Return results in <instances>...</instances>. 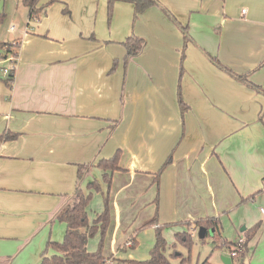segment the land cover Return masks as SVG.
Returning a JSON list of instances; mask_svg holds the SVG:
<instances>
[{"label": "crops", "instance_id": "1", "mask_svg": "<svg viewBox=\"0 0 264 264\" xmlns=\"http://www.w3.org/2000/svg\"><path fill=\"white\" fill-rule=\"evenodd\" d=\"M158 1L137 19L118 1L109 21L108 0H56L39 20L22 0H0L10 14L0 39L21 40L13 83L0 79V264L24 245L23 264H40L47 242L64 238L56 214L73 202L78 165L118 149L111 185L99 167L81 184L88 193L98 180L103 205L110 191L105 256L135 259L154 217L192 237L194 221L215 217L233 242L260 224L245 256L264 263V0ZM166 10L188 26L187 43ZM133 34L146 46L126 62Z\"/></svg>", "mask_w": 264, "mask_h": 264}, {"label": "trees", "instance_id": "2", "mask_svg": "<svg viewBox=\"0 0 264 264\" xmlns=\"http://www.w3.org/2000/svg\"><path fill=\"white\" fill-rule=\"evenodd\" d=\"M41 0H22V3L28 8L29 11V19L30 20H39L47 13V8L50 4L54 3L56 0H49L45 4H40ZM124 1L132 3L135 7V19L139 17L141 13H143L149 7L160 5L158 0H108V19L109 21L112 19L114 6L116 2ZM170 15H172L168 10H166ZM173 16V15H172ZM5 14L0 15V24L4 21ZM174 20L181 25L183 32L185 43L189 38L188 26H183L175 16H173ZM13 41L15 43H13ZM126 48V57L125 61L129 62L130 59L134 58L138 54H140L145 46L146 40L140 36L135 34L129 36L123 43ZM186 45V44H185ZM21 47V40L19 38L14 39L12 41H3L0 39V60L6 59L8 57L17 58L19 56V49ZM183 54V58H184ZM214 61L227 69L229 73L234 76H237L239 79L248 81L247 75H238L233 72L231 69L223 66L217 59ZM5 66V64H0V67ZM117 61L114 62L112 71L116 68ZM183 71H181L182 76ZM15 69L11 70L10 75L8 77L0 76V79L6 81L8 85H11L14 80ZM249 82V81H248ZM252 84V82H249ZM256 88L259 86L255 85ZM179 102L180 106L183 110L186 109L187 104L183 101L181 96V82L179 84ZM17 134L9 135L6 133L4 138H16ZM122 155V150L118 149L111 157L109 158H101L96 164L93 162H89L86 164L78 165V181L76 190L73 194V202L67 205L64 209L60 210L56 217L60 221L67 224V229L62 241H54L49 240L46 244V248L42 254V260L40 264H102L106 262V260L111 256H105L104 254V243L105 237L110 225V191L104 195V211L101 214H98L97 217L91 222L89 219L88 207L93 198V191H102L101 183L98 180H94L88 183L89 192L85 193L82 189V182L86 177L91 173L93 167H99L104 170L103 180L111 185L112 182V174L121 170L120 166V158ZM169 163V160L166 162V165ZM161 172V171H160ZM158 173V175L160 174ZM157 217H154L150 221L145 223V226L156 225ZM196 227L204 226L208 228V230H214L213 237H219V248L227 247L230 252L236 248V243L233 241H228L223 239L220 228H219V220L215 217H207L200 218L194 221ZM188 225L191 222H187ZM260 224H256L255 226L249 228L245 231L246 233V243L245 250L243 252H238V254L232 257V261L234 259H243L247 252V246L249 241L253 239L256 235ZM156 241L154 246L150 251V257L148 259L138 260V259H125L122 260V264H193L191 259H184L179 263H173L168 258L167 251L172 247L171 244L168 243L167 239L163 236V227L156 226ZM97 233L101 234V239L99 245L96 250L92 251L88 248V243L90 238L94 237ZM209 233V232H208ZM207 233V236H208ZM176 237L180 239L191 242L192 237L186 232H178L176 233ZM205 239V238H204ZM49 251H53L52 254H48ZM175 256H180V253L174 252L172 254ZM234 263V261H233ZM195 264H217L210 260V256L205 258L203 261H197Z\"/></svg>", "mask_w": 264, "mask_h": 264}, {"label": "rangeland", "instance_id": "3", "mask_svg": "<svg viewBox=\"0 0 264 264\" xmlns=\"http://www.w3.org/2000/svg\"><path fill=\"white\" fill-rule=\"evenodd\" d=\"M10 17V14H9ZM9 17L3 21L2 24H0L1 27H6L5 25H7L8 19ZM0 72H3L1 70L0 67ZM92 202H90L89 205V219L91 220V222L93 221V219H95V217H97L98 214H101L104 211L105 205H103V200L101 197H99L98 195H95L93 197V200H91ZM144 230H139V232L141 231V233L139 234V240L140 242L137 243V245L133 248V252H134V257L135 259L138 260H143V259H148L150 257V251L152 249V247L155 244V238H156V228L151 225V226H145L143 228ZM173 229V228H172ZM184 231H186L191 237H192V232L189 229H185ZM170 230L168 231L167 226L166 228L163 229V236L168 239V243L172 245V247L170 249H168L167 251V256L169 258V260H171L173 263H179L182 258L184 259H188L190 258L192 263L195 264L197 261H203L205 258L211 256L212 257V262L217 263V264H223L220 263L222 262L221 257L224 254H227L228 252L230 253V250H225L223 248H219L218 244H219V237L215 236L213 237V232L214 230H209L208 236L205 237V239H201L198 235V229L196 230L197 235L195 237H192L191 242H186L182 239H180L179 237H176V233L177 232H170ZM229 238V236H227ZM95 237H92L89 240V247L92 248L93 243L95 242ZM231 239V238H229ZM25 247V245L23 247H19L16 250L15 254H12L11 257L15 258V263L14 264H23V262L27 259V254H26V250L23 248ZM89 248V249H90ZM97 248H93V250H96ZM254 250V249H253ZM247 256H245L243 259H234V263L233 264H264L261 262H258L256 260H254L252 258V252ZM174 252L180 253V256H173L172 254ZM11 254V253H10ZM10 254H7L8 256ZM2 259L7 261L6 256H2ZM232 261V262H233ZM120 263L122 264V262L120 261Z\"/></svg>", "mask_w": 264, "mask_h": 264}, {"label": "built area", "instance_id": "4", "mask_svg": "<svg viewBox=\"0 0 264 264\" xmlns=\"http://www.w3.org/2000/svg\"><path fill=\"white\" fill-rule=\"evenodd\" d=\"M243 11H246V9H243ZM11 29H13V27H11ZM13 43H15L13 41ZM18 58V57H17ZM17 58L14 57H8L6 59H1L0 60V64L4 63V62H9V65H5L3 67H1V70L3 71V76L2 77H8L10 75L11 70L16 68V62H17ZM245 243H246V239L245 238H240L239 240H237L236 243V248L233 249L230 252V256L234 257L238 254V252H243L245 250ZM126 245H128L129 247H132L134 245V242L132 239H130ZM102 264H121L119 262V260L117 258H115L114 256L109 257L106 262L102 263Z\"/></svg>", "mask_w": 264, "mask_h": 264}, {"label": "water", "instance_id": "5", "mask_svg": "<svg viewBox=\"0 0 264 264\" xmlns=\"http://www.w3.org/2000/svg\"><path fill=\"white\" fill-rule=\"evenodd\" d=\"M245 228L243 227L242 230ZM209 232L208 228L201 226L198 229V235L201 239H204L207 236V233ZM224 264H233L231 256H222L221 257Z\"/></svg>", "mask_w": 264, "mask_h": 264}]
</instances>
